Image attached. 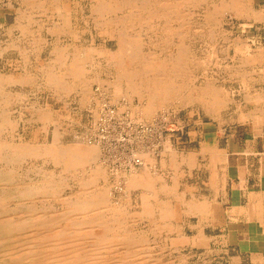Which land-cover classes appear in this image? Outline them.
Wrapping results in <instances>:
<instances>
[{
  "label": "bare ground",
  "instance_id": "6f19581e",
  "mask_svg": "<svg viewBox=\"0 0 264 264\" xmlns=\"http://www.w3.org/2000/svg\"><path fill=\"white\" fill-rule=\"evenodd\" d=\"M17 1L19 8L15 9L13 20L19 34L11 35L9 44L0 48V54L15 56L10 72L0 73V264H166L154 252L144 232H134L131 228L135 222L126 206L131 192L112 202L107 188L99 185L108 166L100 161L102 151L84 140L63 145V115L54 116L37 99L27 100L24 88L34 85L36 90H46L59 100L76 91L81 103L107 91L113 103L122 92L131 93L140 103H145L140 109L129 110L125 117L138 128L150 121L154 108L172 97L192 105L194 100L205 104L208 112H217L225 105L226 95L208 82L194 85L193 60L186 41L193 23L191 9L206 0H89L88 20L116 39L115 51L93 42L86 45L75 41L78 32L71 21L73 8L67 0ZM253 2L217 0L214 11L202 12L196 27L212 29L227 11L237 18L259 21L264 28V7L255 10ZM34 12L44 14L46 21L32 29L29 23ZM63 33L73 39L62 42ZM204 34L200 32V36ZM145 36L147 39L143 41ZM173 45L175 51L170 53ZM43 49H49L44 59L39 55ZM245 61L263 67L258 77L264 80V48L248 55ZM101 62L112 74L106 85L96 75ZM232 75L235 74H228ZM12 106L19 108L17 118L11 114ZM109 113L113 112L109 110ZM121 113L122 108L116 111L119 116ZM45 124H52V141L38 142ZM138 128L130 127L126 131L130 137L136 131L137 136L129 138L130 174L123 178L125 188L140 190L137 218H146L152 228L169 229L173 224L164 219L169 210L175 211V219L182 212L188 218L211 220L215 208L207 202L193 201L192 187L186 186L179 192L175 175L171 185H166L159 175L151 174L155 159L148 148L135 146L143 139L137 133ZM119 137L125 141L122 133ZM153 147L156 159L163 158L162 166L166 160L173 168L179 159L189 166L193 163L190 157L180 158L161 139ZM37 161L50 163L53 168L32 164ZM26 163L31 164L23 171ZM136 165H141V171L136 170ZM31 173L38 177L36 181L28 177ZM147 189H153L152 193L144 191ZM160 192L166 202L159 201ZM185 194L189 199L184 198ZM170 200L175 202L174 208L167 202ZM162 215L164 222H160ZM177 239L184 241L185 237L179 235Z\"/></svg>",
  "mask_w": 264,
  "mask_h": 264
},
{
  "label": "rangeland",
  "instance_id": "374dc122",
  "mask_svg": "<svg viewBox=\"0 0 264 264\" xmlns=\"http://www.w3.org/2000/svg\"><path fill=\"white\" fill-rule=\"evenodd\" d=\"M216 1L206 0L199 5L193 6L191 9L193 11L192 29L186 41L189 44V57L193 60L191 77L194 76V85L198 86L208 82L226 95L225 105L218 109L217 112H208L205 104L200 102H194L193 100L192 105L172 97L165 102L166 104L163 103V105L154 108L150 121L138 128L133 123L134 121H129L125 117L128 115L129 110L135 107L140 109L145 103H140L139 98L131 93L122 92L117 97L116 102L113 103L109 96L110 92L104 91L105 93L97 95L99 98L93 96L81 103L80 95L76 91L64 95L59 100L46 90H36L34 85L24 88L25 92L28 93L27 100L34 102L37 99L41 105L49 107L53 111L54 116L63 115V127L65 128L61 137L63 145H71L84 140L88 145H96L102 151V154L100 152V159H103L100 161H104L106 166L108 163V166L105 177L99 180V185L107 188L112 202L125 198L131 192V201L129 200L126 203L128 213L133 217L132 221L134 220L135 222L131 224V228L134 232L141 234L144 232L154 252L159 254L161 262L166 264H261L260 258L250 259V257L239 254L238 249L232 245L233 242H236V234L234 233L236 226H233L234 214L230 209L215 208V215L211 220L205 217H199L200 219H198L195 216L188 218L184 214L182 215V212L175 219V211L169 210V212H166V217L164 215L161 216L160 222L170 221L173 224L172 228L153 227L155 229L153 230L149 220L143 217L137 218L136 216V212L139 211L140 190H129L125 188V182H123V178L130 174L128 172L130 159L127 156L131 149L129 138L137 136L136 131L131 133V137L126 131L130 127L138 128L137 133L143 139L135 146L148 148L152 153L151 157L155 159V165L151 167V174L159 175L161 177L160 181H163L166 185H171L175 175L176 182L179 185V192H183L186 186H190L193 190L194 201L204 200L211 203L207 198H204L205 196L211 197L204 183V180L210 174L205 165L198 162L202 139V124L213 123L215 125H223V128L231 127L233 123L241 121V113L251 108L252 100L256 99L254 96H257V94L258 96H264V80L258 77L263 67L245 61L248 55L253 54L258 49L260 50V48H264V28L259 21L254 22L249 19L237 18L227 11L221 14L220 19H218L216 25H213L212 29L209 26L196 27L201 22L200 16L203 14L202 12L206 9L214 11L213 5ZM67 2L73 8L71 21L78 32V37L75 41L86 45L93 42L98 47L115 51L116 39L108 37L105 32L94 27L90 23L91 20H88L89 0H67ZM253 4L255 10H258L260 7H264V0H254ZM17 8H19L17 0H0V48H4L9 44L11 35L16 36L19 34V29L15 26L13 20L15 18L14 11ZM31 17L29 27L32 29L37 26V23L41 22L43 24L42 21H46L44 14L34 12ZM52 22L53 20L49 23L52 24ZM211 30L212 32H210ZM200 32L205 34L200 36ZM72 39L71 35L64 33L60 38L62 42H69ZM146 39L147 36L143 38V41ZM235 42L238 43L235 44ZM174 47L176 46L170 47V53L175 51ZM48 51L49 49H43L42 52H39L42 59L45 58ZM14 57L10 53L0 54V73L8 74L10 72L13 67L12 61ZM88 69L89 67L86 66L87 71ZM90 73L88 74L89 76H91ZM230 73L235 75H232V77L228 76ZM96 75L106 85L110 82L112 74L110 69L105 67V63L101 62V67L98 68ZM92 86L96 89V84L92 83ZM120 108H122L123 114L121 113L119 116L116 111H119ZM18 110V106H12L10 109L11 114L15 118L18 117ZM109 110L113 113H109ZM20 129L16 132H20ZM52 132V124H45L40 132L38 142L48 143L52 141ZM158 132L160 133L158 134ZM121 133L125 139L124 142L119 140ZM191 133H193V136ZM107 136L111 137L107 139ZM159 136L162 142H167L172 149L178 152L180 158L181 156H186V158L193 156L191 166L186 165L180 159L174 168L169 165L168 160H166V165L162 166L161 161L163 158L161 160L159 158L156 159V149L153 147L160 140ZM27 137H29V131L27 132ZM103 140L106 142L104 141L103 143ZM115 153L117 157L113 156ZM192 153L194 154L191 155ZM105 156H108L109 161L107 159L104 160ZM34 163L40 166L43 165L44 169L53 168L50 163L37 161L32 164L34 165ZM30 164L26 163L22 170L24 171ZM135 168L138 171L142 169L141 165H136ZM23 177L27 180V175L24 174ZM28 177L33 179V181L38 179L33 173L28 175ZM72 186L73 182L67 186L65 194L69 192ZM144 191L151 194L153 189ZM158 198L159 201L166 202L162 192L159 193ZM184 198L189 199L186 194ZM167 202L172 208L176 206L173 200ZM157 221L159 222L158 219ZM222 222L229 224V226L223 227ZM179 235L185 237L184 241L177 239Z\"/></svg>",
  "mask_w": 264,
  "mask_h": 264
},
{
  "label": "crops",
  "instance_id": "0c3cea01",
  "mask_svg": "<svg viewBox=\"0 0 264 264\" xmlns=\"http://www.w3.org/2000/svg\"><path fill=\"white\" fill-rule=\"evenodd\" d=\"M254 97L251 108L231 127L202 124L198 162L210 174L204 180L211 196L204 197L207 203L234 214L232 245L239 254L264 264V96Z\"/></svg>",
  "mask_w": 264,
  "mask_h": 264
}]
</instances>
